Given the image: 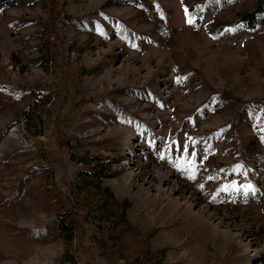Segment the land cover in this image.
I'll return each mask as SVG.
<instances>
[{"label":"rangeland","instance_id":"374dc122","mask_svg":"<svg viewBox=\"0 0 264 264\" xmlns=\"http://www.w3.org/2000/svg\"><path fill=\"white\" fill-rule=\"evenodd\" d=\"M264 0H0V264H264Z\"/></svg>","mask_w":264,"mask_h":264},{"label":"trees","instance_id":"16d2710c","mask_svg":"<svg viewBox=\"0 0 264 264\" xmlns=\"http://www.w3.org/2000/svg\"><path fill=\"white\" fill-rule=\"evenodd\" d=\"M263 6L264 4L260 5L253 13L246 15L243 20H247V23L252 24L254 22L255 15L261 12Z\"/></svg>","mask_w":264,"mask_h":264}]
</instances>
